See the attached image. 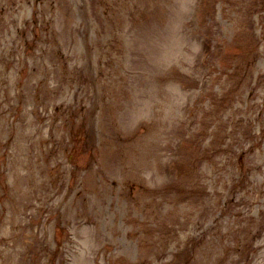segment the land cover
<instances>
[{"label": "rangeland", "instance_id": "374dc122", "mask_svg": "<svg viewBox=\"0 0 264 264\" xmlns=\"http://www.w3.org/2000/svg\"><path fill=\"white\" fill-rule=\"evenodd\" d=\"M0 264H264V0H0Z\"/></svg>", "mask_w": 264, "mask_h": 264}]
</instances>
